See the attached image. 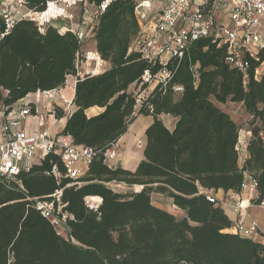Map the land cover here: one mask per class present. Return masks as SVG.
Here are the masks:
<instances>
[{"label": "trees", "instance_id": "obj_1", "mask_svg": "<svg viewBox=\"0 0 264 264\" xmlns=\"http://www.w3.org/2000/svg\"><path fill=\"white\" fill-rule=\"evenodd\" d=\"M56 0H24L27 10L44 12ZM105 10L93 25L92 40L109 68L78 78L67 114L54 108L56 120L67 118L62 135L75 146L91 148L95 156L83 176L71 179L60 156L48 153L8 182L0 181V264H264V246L230 232L232 222L218 202L201 191L240 194L246 176L255 181L258 200L264 196V50L245 54V73L227 62V48L211 38L192 42L166 88H153L136 111L131 91L149 65L129 51L140 26L138 0H86ZM83 44L77 35L48 25L40 31L23 19L6 27L0 16V110L10 111L29 94L63 88L75 76ZM197 67L198 79L192 69ZM183 88L176 98L172 87ZM143 86L142 89H145ZM239 103L249 116L247 157L239 162V127L215 106ZM32 113L34 106L30 104ZM102 111L88 117L86 110ZM176 118L168 130L160 115ZM150 116L145 130L143 159L134 171L107 165L104 153L127 132L137 116ZM135 186L138 192H114L107 184ZM60 192L67 238L57 234L36 209L37 201H54ZM160 194L185 213L178 219L154 206ZM100 198L96 211L86 198Z\"/></svg>", "mask_w": 264, "mask_h": 264}, {"label": "built area", "instance_id": "obj_2", "mask_svg": "<svg viewBox=\"0 0 264 264\" xmlns=\"http://www.w3.org/2000/svg\"><path fill=\"white\" fill-rule=\"evenodd\" d=\"M108 1L99 7L87 6L86 0H56L49 2L44 12L36 13L26 9L24 0H0V16L7 28L15 21L27 19L36 23L43 31L55 21H68L66 26L58 28L60 34L70 31L78 36L80 42L88 37L92 38L95 19L105 10ZM81 5L85 13L90 11L92 18H82L81 29L72 22L70 13L73 6ZM49 10L52 15L44 17ZM140 31L133 40L129 51L137 52L149 65L159 64L160 69L153 73L145 70L137 85L131 91L136 95V111L140 107L143 97L150 86L166 88L171 83L174 70L169 69L168 63L172 59H181L188 46L201 38H211L218 45L227 48L226 62L233 68L245 73L248 67L244 60L245 54L255 57L260 50H264V0H138L135 8ZM93 23V24H92ZM89 38V39H90ZM81 58V59H80ZM108 63L102 61L96 51H85L78 56L76 63L75 81L84 76H95L108 69ZM193 78L198 79L197 67L192 69ZM146 86L145 89H142ZM152 88V89H153ZM175 94L183 90L181 86L172 87ZM59 90L38 93L47 100V109L54 117V108L58 99H62ZM37 95V96H38ZM63 110L70 114V104L63 101ZM30 104L15 106L10 111L0 110L3 118L0 129L2 142L0 143V181L8 183L21 170H28L33 164L42 160L48 153L54 152L60 156L66 169V176L77 179L84 175L88 163L95 156L91 148L75 146L70 137L62 135L58 129L51 134L47 129L42 131H28L24 124L32 116ZM55 118V117H54ZM45 127L44 118L39 117V128ZM239 135L237 150L244 149L250 132ZM139 147L142 144H138ZM117 150L113 144L108 148L104 157L111 159ZM246 195L250 205L264 210V196L258 200L255 181L245 178L241 185V192ZM58 191L52 198L54 201H37L36 209L47 219L58 235L67 238L65 220L68 217L62 212ZM211 202L216 200L209 197ZM100 198H86L88 209L96 211L100 205ZM247 206L242 201L236 205V220L232 223L230 232L243 239L258 241L264 246V236L260 234L258 223L247 215Z\"/></svg>", "mask_w": 264, "mask_h": 264}, {"label": "crops", "instance_id": "obj_3", "mask_svg": "<svg viewBox=\"0 0 264 264\" xmlns=\"http://www.w3.org/2000/svg\"><path fill=\"white\" fill-rule=\"evenodd\" d=\"M51 25L57 28L58 24L52 23ZM89 42L91 49L87 51H95V43L92 40V38L89 39ZM108 68H109V64H108ZM75 84L76 81L73 78V76H68L64 87L60 88L58 91L62 99H58V101L56 102L57 103L56 106H62V107L66 106L65 104H63V101L70 104L69 106L70 114L76 110L75 106L72 104ZM37 95L38 93L29 94L28 96H26L24 99L20 100L16 104V106H24L26 104H33L34 106V113L32 114L31 117H29L26 120L24 124L25 129L28 131H35V130L42 131L44 129H47L51 134H54L58 129L63 130L67 118L56 120L48 112L46 98L41 94H39L38 96ZM177 95L179 96V94H176V96ZM101 111L102 109L98 107H93L86 110V115L88 117L95 116L99 114ZM39 117L44 118L45 121L44 128H39ZM165 117L167 118V120L170 121V126H166V125L164 126L168 130H172L175 126L176 118H173L170 115L162 114L159 116V119L162 121V119ZM2 122H3V118L0 117V126ZM152 122L153 119L150 116L136 117L135 120L128 127L127 132L116 143L117 148L119 147L116 150V153H114L111 159L106 160V162L108 161L110 162V160H113L115 162V165L125 170L134 171L137 165L139 164V162L143 159V149L145 145V130ZM1 142H2V134L0 129V143ZM135 143L142 144L141 147L138 146V148L140 149V157L137 160H134V156H133ZM246 157H247V153L246 150H244L243 159L240 161V164H242L243 160ZM201 193L213 197L218 202L219 206L222 207L225 215L232 223L236 220L237 217L235 212L236 205L239 203V201H242L243 205L248 207L246 211L247 215L249 216V218L255 220L258 223L260 234L264 236V210L257 208L256 206L250 205L244 193L235 194L230 191L225 193L221 190L201 191ZM177 210L179 211L181 218L185 217V213L183 211L179 209ZM170 213L174 215V213L172 212Z\"/></svg>", "mask_w": 264, "mask_h": 264}, {"label": "rangeland", "instance_id": "obj_4", "mask_svg": "<svg viewBox=\"0 0 264 264\" xmlns=\"http://www.w3.org/2000/svg\"><path fill=\"white\" fill-rule=\"evenodd\" d=\"M70 13L72 15V22L75 25H78L80 27V29L83 27L81 25L82 18H84V17L88 18V19L90 17L92 18V13L90 11H87V13H85V9L81 5L73 6V8L71 9ZM51 15H52V11L50 10V11H48V12H46L44 14V17H49ZM53 23H57L58 24L57 28H61L63 26H66V24H68V21H60V24H59V21H55ZM262 28L264 29V20H263ZM263 35H264V33H263ZM89 38L90 37H88L86 39V41L84 42L83 49L80 51V56L85 51L91 49L90 48ZM256 76H257V79H260L261 77L264 76V63H262V65L258 68ZM152 88L153 87L150 86V88L145 93L142 94V97L145 98L147 93H149L152 90ZM177 97H178V95L176 96V98ZM213 102H214L216 107H218L223 112L227 113L230 116V118L234 121V123L239 127V129H240V132H239L240 137L244 136L245 135L244 132H246L247 129H248V122H249L250 118L247 115V113L245 112L243 106L241 104H239V103H232V102H227L225 104H219V103L215 102L214 100H213ZM139 116H141V115H139ZM162 122H163L164 125L170 126V121L167 120L166 117L162 119ZM138 146H139L138 143H135V145H134V154H133L134 160H137L140 157V149L138 148ZM244 150H245V148L239 150V162L243 159ZM115 153H116V151H115ZM106 163L111 168L118 167L117 165H115V162L113 160H110V162L108 161ZM107 186L109 188H111L114 192H118V193H128V192L140 191V187L139 186H137L139 188V190H136L135 186L128 187L125 184L110 183V184H107ZM150 199H151V203L154 206H156L158 208H161L163 210H166L168 212L174 213L175 217L178 218V219L181 218L180 214H179V211L174 207V205L172 204V200L169 199L168 197H166L164 195H160V194H151ZM63 236L66 237L65 233H64Z\"/></svg>", "mask_w": 264, "mask_h": 264}, {"label": "water", "instance_id": "obj_5", "mask_svg": "<svg viewBox=\"0 0 264 264\" xmlns=\"http://www.w3.org/2000/svg\"><path fill=\"white\" fill-rule=\"evenodd\" d=\"M140 189H142V187H140ZM134 192H138V191H134Z\"/></svg>", "mask_w": 264, "mask_h": 264}, {"label": "bare ground", "instance_id": "obj_6", "mask_svg": "<svg viewBox=\"0 0 264 264\" xmlns=\"http://www.w3.org/2000/svg\"><path fill=\"white\" fill-rule=\"evenodd\" d=\"M96 198V197H95Z\"/></svg>", "mask_w": 264, "mask_h": 264}]
</instances>
